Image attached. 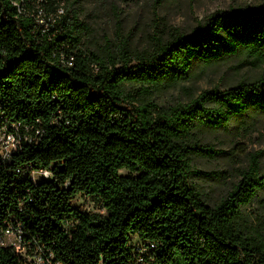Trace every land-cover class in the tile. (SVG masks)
<instances>
[{
	"label": "trees",
	"instance_id": "16d2710c",
	"mask_svg": "<svg viewBox=\"0 0 264 264\" xmlns=\"http://www.w3.org/2000/svg\"><path fill=\"white\" fill-rule=\"evenodd\" d=\"M62 3L0 0V124L21 137L0 164V232L22 226L28 254L40 249L45 264H137L135 244L148 249L145 264H264V231L243 223L264 190V151L214 206L191 182L211 177L194 160L217 155L199 133L264 114V79L168 108L153 102L196 62L264 64V3L215 12L190 35L156 36L147 51L121 43L106 55L80 49L85 27L69 6L58 14ZM41 171L52 178L34 184ZM77 196L104 213L74 207ZM0 264L27 260L0 247Z\"/></svg>",
	"mask_w": 264,
	"mask_h": 264
},
{
	"label": "rangeland",
	"instance_id": "374dc122",
	"mask_svg": "<svg viewBox=\"0 0 264 264\" xmlns=\"http://www.w3.org/2000/svg\"><path fill=\"white\" fill-rule=\"evenodd\" d=\"M20 2L21 6L25 5L24 0ZM263 3L264 0H63L61 6L64 8L58 14L69 6L68 11L73 12L85 27L80 49L87 54L106 55L121 43L139 53L147 51L156 36L167 37L173 30L190 35L198 24L215 12L253 8ZM43 7L39 2L34 5L35 11H39L41 26L47 28L49 23ZM260 79H264V64L253 65L232 59L206 67L196 62L186 81L166 86L153 95V102L168 108L186 104L204 91L225 90L241 82ZM199 139L211 145L217 155L194 160L195 169L211 177L201 176L191 182L203 200L214 206L240 180L249 156L264 151V114L249 112L234 119L226 130L200 132ZM261 169L264 172V158ZM120 175L129 173L121 171ZM73 206L86 213H104L85 196H77ZM243 213L246 227L264 231V190Z\"/></svg>",
	"mask_w": 264,
	"mask_h": 264
},
{
	"label": "built area",
	"instance_id": "2783aa9c",
	"mask_svg": "<svg viewBox=\"0 0 264 264\" xmlns=\"http://www.w3.org/2000/svg\"><path fill=\"white\" fill-rule=\"evenodd\" d=\"M18 128V126L13 125L10 130L7 126L0 124V164L11 161L14 154L19 151L21 146V137ZM24 140H27V138ZM51 178L52 175L48 171H41L31 175V180L34 184H37L41 180H48ZM24 234L25 231L20 225L16 228L12 226L8 227L4 231L0 232V247L15 249L16 252L27 260V264H45V259L42 257L40 249L35 250L32 255L28 254V251L31 249H27L23 245ZM148 253L147 248L138 244L134 245V255L137 264H145V256H147Z\"/></svg>",
	"mask_w": 264,
	"mask_h": 264
}]
</instances>
